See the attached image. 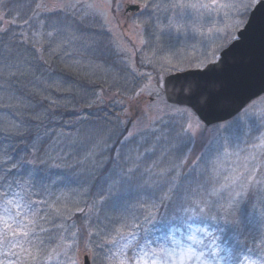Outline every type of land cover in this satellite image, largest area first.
<instances>
[{
    "label": "trees",
    "instance_id": "obj_1",
    "mask_svg": "<svg viewBox=\"0 0 264 264\" xmlns=\"http://www.w3.org/2000/svg\"><path fill=\"white\" fill-rule=\"evenodd\" d=\"M111 1L140 7L138 12L122 13L121 17L123 22H135L137 37L143 43L134 59L100 17L83 12L65 21L62 34L42 37L33 48L26 39L36 31H51L49 24L56 15L41 11L34 16L39 0H0V29H6L0 31V129L16 126L23 132L21 137L0 131V153L7 150L15 160H34L33 165L19 171L38 167L39 180L51 194L46 198L63 193L64 203L73 210L76 202L82 208L96 202L94 223L120 215H135L142 221L145 209H152L155 225L144 227L150 236L157 235L161 222L171 219L183 201L205 197L212 206L217 199L221 204L231 199L241 190L239 183L225 188L219 196L207 194L225 184V177L234 174V169L240 171L245 164L249 169L259 166L256 179L264 180V146L256 147L261 144L264 126L256 116L245 117L240 124L238 120L244 116H236L230 120L238 119L233 123L235 133L226 136L222 130L196 160L189 162L193 139L177 136L187 117L162 116L151 128L129 136L114 116L117 109H110L107 100L113 96L129 99L150 77L159 84L167 75L214 62L236 39L258 0H223L235 7L210 14L203 9H173L170 5L174 0H148V8L143 7L144 0ZM41 159L46 163L40 164ZM129 169L134 172L129 173ZM249 175L245 172L244 179ZM14 176L16 172L8 177L9 183ZM112 186L117 187V194L99 203ZM114 202L118 206L114 207ZM240 206L249 213L264 207V184L254 180ZM73 221L81 225L83 217L77 213L66 223ZM253 234L245 232L248 247L253 248L249 255L257 259L261 250L252 244ZM64 259L61 257L62 262Z\"/></svg>",
    "mask_w": 264,
    "mask_h": 264
},
{
    "label": "snow or ice",
    "instance_id": "obj_2",
    "mask_svg": "<svg viewBox=\"0 0 264 264\" xmlns=\"http://www.w3.org/2000/svg\"><path fill=\"white\" fill-rule=\"evenodd\" d=\"M143 7H150L148 0H144ZM170 7L203 9L210 14L217 9H229L235 5L223 0H210L209 3L174 0ZM41 11L54 13L57 18L49 24L51 31H36L26 39L33 48L40 44L42 37L62 34L67 27L65 21L76 17L81 11L85 16L104 15L96 0H55L51 7L45 0H39L33 15L38 16ZM225 15L228 13L225 12ZM61 16L63 19H60ZM239 23L237 21V26ZM40 27L43 28L44 24ZM145 94L157 99L145 109L150 114L148 121H139L144 129L151 128L165 114L180 115L182 118L188 115L187 109L172 108L167 101L158 99L160 90L150 80L129 99L136 100ZM260 119L264 121V112L260 113ZM199 128V123L194 126L185 120L177 136H194ZM0 131L23 136L16 126ZM128 135L132 136L133 133L129 132ZM260 140L261 144L256 147L264 146V136ZM34 163V160L26 158L15 160L7 150L0 153V166L3 167V175H0V255L5 258L0 259V264H52L54 261L56 264H264V231L261 230L264 229V207L258 212L254 208L249 213L246 207L240 206L241 199L254 180L256 184H264V180L256 179L259 166L249 169L245 164L240 171L234 169V174L225 177V184L207 194L208 197L219 196L225 188L239 183L241 190L231 199L222 204L217 199L212 206L205 197L183 201L171 219L161 222L160 228H157L160 235L150 236L144 225H155L156 215L152 209H145L142 221L135 215L131 218L120 215L105 217V222L94 223L92 216L95 215L96 202L87 208L80 207L79 202H76L73 210L64 203L63 193L55 198H46L51 194L39 180L38 167L19 171L25 165ZM45 163V160H40V164ZM14 172L16 176L9 183L8 177ZM133 172L134 169H129V173ZM245 172H250L247 180L244 179ZM116 194L117 187H110L107 196L101 195L99 203L103 204ZM217 204L219 208L215 207ZM113 206H118V202H114ZM139 207L144 208V205ZM42 211L44 215H41ZM77 213L83 217V223L77 225L73 221L67 224ZM57 218L60 219L59 223L55 222ZM45 224L51 226L45 227ZM246 231L255 233L252 235V244L261 250L260 258L253 259L249 255L253 248L248 247ZM141 232L144 233L143 237L140 236ZM61 257L65 258L63 262Z\"/></svg>",
    "mask_w": 264,
    "mask_h": 264
},
{
    "label": "water",
    "instance_id": "obj_3",
    "mask_svg": "<svg viewBox=\"0 0 264 264\" xmlns=\"http://www.w3.org/2000/svg\"><path fill=\"white\" fill-rule=\"evenodd\" d=\"M246 21L215 63L163 80L167 103L191 109L208 127L228 121L264 94V0Z\"/></svg>",
    "mask_w": 264,
    "mask_h": 264
},
{
    "label": "rangeland",
    "instance_id": "obj_4",
    "mask_svg": "<svg viewBox=\"0 0 264 264\" xmlns=\"http://www.w3.org/2000/svg\"><path fill=\"white\" fill-rule=\"evenodd\" d=\"M46 3H48L49 7L53 5L55 0H45ZM84 2H87V0H84ZM96 2L102 7L104 15H97L102 19V22L107 30H111V33L113 35V38L116 39V41L119 43L121 48L125 49V53L131 54L132 59H134V54L136 51L140 50L143 45L142 40L138 39V32L136 30V25L133 20L125 21L123 22L121 20L122 13H123V2H112L111 0H96ZM81 11L80 13H82ZM94 16V15H90ZM107 20V22H106ZM124 20V19H123ZM139 70V69H138ZM138 74V72L136 73ZM149 80L151 81L152 85L156 88H159L160 90V97L158 99L164 100V95L162 91V80L159 84L156 83V81H153L152 78H148L147 81H145L144 84L148 83ZM143 84V85H144ZM154 99H157L155 96H148L147 94L141 95L136 100H130L126 99L125 101H122L121 99H118L115 96L109 98L107 102L109 103V108H116V112L114 113V116H118L122 126L125 128L126 132H132L133 135L136 134L139 131L144 130L142 128V125L139 123V121L144 120L145 122L148 121L149 115L145 112V109L149 104L153 102ZM123 106L122 111L119 109L120 107L114 106ZM169 105V104H168ZM163 106V105H161ZM171 106V105H170ZM172 108H179L176 106H172ZM186 109V108H183ZM188 115L185 116L186 120L188 119L190 122L193 123L195 126L196 123H199L200 128L197 130L196 134L194 136H191L193 139V146L189 153V162H192L197 159V157L208 147L211 142H213L216 138V136L221 134L222 130H225V134L231 132V134L235 133V124L237 123V120L235 122H230L226 124H222L219 126H212V127H204L196 118L193 116V113L189 110H187ZM264 112V96L257 100L256 102H253L248 106V108L244 109L240 116H244L238 120V123H243L249 118L256 116V118H260V113ZM162 116H180V115H171L165 114ZM247 117L245 121L244 118ZM261 121V125L264 126V121ZM235 123V124H233ZM222 126H227V128H224ZM264 128V127H263ZM157 235H160L157 234ZM83 257H81L82 259ZM0 259H5L2 255H0ZM9 259H15L14 257H9Z\"/></svg>",
    "mask_w": 264,
    "mask_h": 264
}]
</instances>
